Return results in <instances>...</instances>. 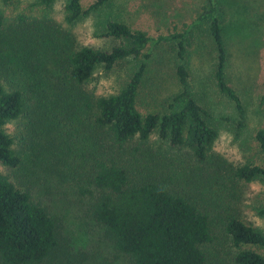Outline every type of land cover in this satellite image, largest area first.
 <instances>
[{
    "label": "trees",
    "instance_id": "16d2710c",
    "mask_svg": "<svg viewBox=\"0 0 264 264\" xmlns=\"http://www.w3.org/2000/svg\"><path fill=\"white\" fill-rule=\"evenodd\" d=\"M58 1L69 27L52 16ZM114 1L84 7L82 0H34L22 7L23 0H0V264H213L217 220L235 247L233 264H264V230L238 209L240 183L264 182V164H235L214 150L230 118L217 117L206 85L195 90L191 79L189 58L202 56V76L212 54L208 74L237 110L231 127L239 137L246 107L228 76L226 7L206 0L191 22L158 35L110 18L105 36L112 44L81 43L71 26ZM152 47L175 56L179 90L164 109L147 107L151 92L142 94ZM132 59L117 92L89 87L99 71L109 75ZM24 118L27 135L19 138L7 126ZM254 139L264 151V127ZM29 163L57 172L88 200L89 215L121 260L72 250L60 218L24 181ZM218 191L230 201L224 215L205 204Z\"/></svg>",
    "mask_w": 264,
    "mask_h": 264
},
{
    "label": "rangeland",
    "instance_id": "374dc122",
    "mask_svg": "<svg viewBox=\"0 0 264 264\" xmlns=\"http://www.w3.org/2000/svg\"><path fill=\"white\" fill-rule=\"evenodd\" d=\"M33 1L23 0L22 7L28 6ZM94 1L82 0V4L88 7ZM218 2L226 7L228 13L225 22L230 55L228 76L246 107V126L239 137H236L235 130L231 127L235 124L237 110L230 100L216 91L214 81L208 74L213 69L212 54L208 56L209 63L205 60L206 66H203L205 71L202 76L197 73L202 68L200 64L202 56L189 58L192 83L195 90L201 89V83L205 84L207 93L204 97L211 110H214L217 117L226 115L230 118L223 121L225 122L223 126H227L221 127L214 150L235 164L248 161L264 164V151L254 139L256 130L264 127V104H260V95L264 89V0H218ZM64 4V1H58L53 8L52 16L65 27H69L64 21ZM205 4L206 0H115L110 6L78 20L71 26V30L81 43L109 46L112 41L105 36V24L110 18L121 16L132 27L145 30L151 35H158L168 33L175 28H182L183 24L191 22L197 16ZM205 44L210 52L212 47L208 39ZM163 50L165 51L164 47L149 49L153 56L149 61V70L142 89V94L151 92L147 95V107L160 106L164 109L165 106L167 107L168 98L179 90L175 77V56H163ZM132 60L128 64L116 67V70L109 75H105L103 70L99 71L89 87L96 89L99 94L117 92L127 71H130V67L136 62ZM27 122L26 118L19 119L8 124L7 127L10 132L22 138L27 135L24 126ZM26 144L34 145L30 141ZM0 167H2L1 163ZM30 167L31 164H27L28 171L24 181L33 185L37 196L60 218L62 235L68 239L72 250L97 256L98 259L103 256L117 257L104 229L89 215L88 200L81 198L68 181H62L57 172L51 171L50 174L42 167ZM50 186L53 187V191L47 190ZM239 191L240 214L264 230V214L260 212L264 208V182L262 180L242 182ZM218 192L220 195L215 197L214 202L205 204L208 205L211 213L218 215L220 211L224 215L222 207H228L230 201L224 193ZM214 225L217 238L211 247L212 263L233 264L232 254L235 247L224 232L222 220L215 221ZM52 264L58 262L54 261Z\"/></svg>",
    "mask_w": 264,
    "mask_h": 264
}]
</instances>
